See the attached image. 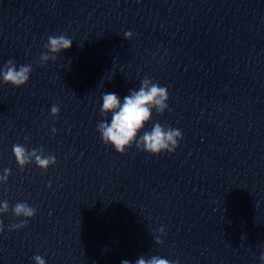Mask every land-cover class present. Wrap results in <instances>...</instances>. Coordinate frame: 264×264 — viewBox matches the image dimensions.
<instances>
[{
  "label": "water",
  "instance_id": "1",
  "mask_svg": "<svg viewBox=\"0 0 264 264\" xmlns=\"http://www.w3.org/2000/svg\"><path fill=\"white\" fill-rule=\"evenodd\" d=\"M50 35L72 47L41 66ZM8 60L32 72L20 88L0 78V264H262L264 0H0ZM145 77L169 99L144 131L179 129L171 154H120L97 131L102 95L122 101ZM17 143L56 163L21 170ZM18 202L36 215L11 229Z\"/></svg>",
  "mask_w": 264,
  "mask_h": 264
},
{
  "label": "clouds",
  "instance_id": "2",
  "mask_svg": "<svg viewBox=\"0 0 264 264\" xmlns=\"http://www.w3.org/2000/svg\"><path fill=\"white\" fill-rule=\"evenodd\" d=\"M132 33L126 32L125 39H131ZM73 40L65 35L48 36L44 47L47 53H41L39 60L41 66H44L49 60H55L57 54L72 47ZM32 72L31 65H20L18 68L14 60H8L2 69H0V78L4 84H10L20 88L29 82ZM169 94L166 87L160 86L148 77H145L138 90H130L129 94L121 98L116 93H104L102 95V106L100 114L102 117L111 116L110 123L107 119L102 120L97 125V131L100 134L105 145H111L116 152L123 154L128 148L135 144L136 148L151 155H159L163 152L173 153L183 139L179 129L162 126L159 122L153 124L150 131H144L145 125L152 119L153 111L163 114L168 109ZM51 115L56 117L59 114V107H51ZM53 129V133H55ZM143 131L142 135H139ZM12 151L15 160L23 170L30 163H35L41 170L47 169L56 163L54 155H44V149H33L29 151L24 145L14 144ZM10 169H5L4 174L0 175V184L6 183ZM50 186V185H49ZM9 203L0 202V214L8 213ZM36 209L29 206L26 202H18L12 208L16 217L24 219L17 225H12L11 229L22 228L27 225V220L36 215ZM10 229V230H11ZM3 221L0 220V233H3ZM159 233L163 235L164 229L161 227ZM155 243L162 244L160 236L155 237ZM264 264V253L259 257ZM35 264H46L44 258L40 255L33 257ZM121 264H132L129 260H122ZM134 264H179L178 261H172L162 258L158 255L145 258L139 256Z\"/></svg>",
  "mask_w": 264,
  "mask_h": 264
}]
</instances>
